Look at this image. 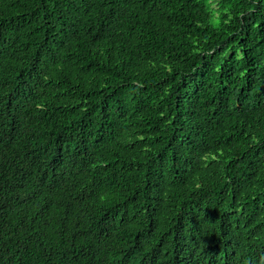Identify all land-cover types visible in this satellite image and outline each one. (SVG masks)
<instances>
[{"label": "trees", "instance_id": "trees-1", "mask_svg": "<svg viewBox=\"0 0 264 264\" xmlns=\"http://www.w3.org/2000/svg\"><path fill=\"white\" fill-rule=\"evenodd\" d=\"M263 201L264 0H0V264H250Z\"/></svg>", "mask_w": 264, "mask_h": 264}, {"label": "clouds", "instance_id": "clouds-1", "mask_svg": "<svg viewBox=\"0 0 264 264\" xmlns=\"http://www.w3.org/2000/svg\"><path fill=\"white\" fill-rule=\"evenodd\" d=\"M27 123V130H26V133L24 134V136H26L27 138L32 135V136H40L41 132L43 130L47 131V125L45 123V121L41 122V123H38V124H33L32 120H28L26 121ZM62 173V171L59 173V175ZM23 177H18L17 178V183L20 182V180L22 179ZM39 196V195H38ZM42 197V196H40ZM261 208H262V212L264 213V201L261 205ZM207 214H205V218L211 220V213L210 212H206ZM82 219L80 218L79 222L81 221ZM222 220V219H221ZM77 221V220H76ZM74 222V221H73ZM129 221L128 220H125L123 219V223L120 224V223H116L115 225L117 226L116 228H106V230H103L105 232L108 233V230L109 229H112V232H114L115 234H119L120 231L123 229L126 228V226L128 225ZM264 224V223H263ZM216 233L219 235V236H224V232L223 230L221 229L220 231H218V229L216 228ZM258 237H259V240H260V245L258 247V250H257V254H256V257L254 259L255 262L253 263H250V264H264V239L261 237V235L258 234ZM106 240L112 245V246H118V242H116L114 239H113V236L112 237H107ZM216 257V256H215ZM215 257H212L211 260L212 262L210 261L211 264H219V261L216 262V263H213L214 262V259ZM230 260L227 259V261L225 262V264H228Z\"/></svg>", "mask_w": 264, "mask_h": 264}]
</instances>
